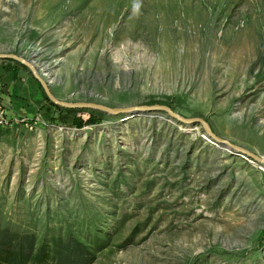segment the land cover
<instances>
[{
	"label": "rangeland",
	"instance_id": "rangeland-1",
	"mask_svg": "<svg viewBox=\"0 0 264 264\" xmlns=\"http://www.w3.org/2000/svg\"><path fill=\"white\" fill-rule=\"evenodd\" d=\"M0 54V229L264 264V0H0Z\"/></svg>",
	"mask_w": 264,
	"mask_h": 264
},
{
	"label": "trees",
	"instance_id": "trees-1",
	"mask_svg": "<svg viewBox=\"0 0 264 264\" xmlns=\"http://www.w3.org/2000/svg\"><path fill=\"white\" fill-rule=\"evenodd\" d=\"M38 242L33 232L0 229V264H89L92 252L72 235Z\"/></svg>",
	"mask_w": 264,
	"mask_h": 264
},
{
	"label": "water",
	"instance_id": "water-1",
	"mask_svg": "<svg viewBox=\"0 0 264 264\" xmlns=\"http://www.w3.org/2000/svg\"><path fill=\"white\" fill-rule=\"evenodd\" d=\"M10 57H14L13 55H10V54H0V59H7V58H10ZM15 58V57H14ZM21 59V58H19ZM23 61V60H22ZM25 63L29 66V63L25 61ZM30 67V66H29ZM31 68V67H30ZM31 70L33 71V69L31 68ZM35 77L37 78V80L42 84V86L44 87V90L45 92L47 93V95L54 101L56 102L57 104H60V105H63V106H67V107H83V106H90V104H79V103H67V102H63V101H59L57 99H55L49 92L48 90V87L47 85L45 84V82L39 77V75H37L34 71H33ZM170 113H172L171 111H169ZM205 125V124H204ZM227 143L228 145H230L232 148H235V149H238V150H241L242 152L250 155L251 157H256V158H261L260 156H257L253 153H250L248 151H245L243 149H240L239 147L233 145V144H230L228 143L227 141L225 142ZM263 160V164H264V158H262Z\"/></svg>",
	"mask_w": 264,
	"mask_h": 264
},
{
	"label": "bare ground",
	"instance_id": "bare-ground-1",
	"mask_svg": "<svg viewBox=\"0 0 264 264\" xmlns=\"http://www.w3.org/2000/svg\"><path fill=\"white\" fill-rule=\"evenodd\" d=\"M49 65V64H48ZM29 66H30V64H29ZM31 67V66H30ZM47 67V64H46V66H45V69H47L46 68ZM32 68V67H31ZM33 69V68H32ZM34 71V70H33ZM35 72V71H34ZM37 74V73H36ZM38 75V74H37ZM44 76H46V75H44ZM40 77V76H39ZM41 78V77H40ZM42 79V78H41ZM43 80V79H42ZM44 81V80H43ZM46 84V83H45ZM187 122V121H186ZM204 127V130L208 133V135H212V132L210 131V129L207 127V126H203ZM214 139H215V137H213ZM221 142L223 143H225L226 141H222L221 140ZM254 158H256V157H254ZM263 157H261V158H257V159H259L257 162H259V163H261V164H263L262 162V159Z\"/></svg>",
	"mask_w": 264,
	"mask_h": 264
},
{
	"label": "built area",
	"instance_id": "built-area-1",
	"mask_svg": "<svg viewBox=\"0 0 264 264\" xmlns=\"http://www.w3.org/2000/svg\"><path fill=\"white\" fill-rule=\"evenodd\" d=\"M1 119H2V117L0 116V122H1Z\"/></svg>",
	"mask_w": 264,
	"mask_h": 264
}]
</instances>
